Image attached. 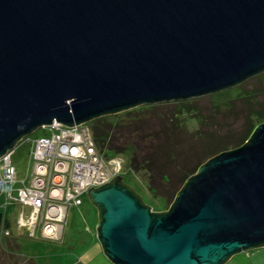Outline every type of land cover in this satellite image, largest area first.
Returning a JSON list of instances; mask_svg holds the SVG:
<instances>
[{
  "label": "water",
  "instance_id": "95a60500",
  "mask_svg": "<svg viewBox=\"0 0 264 264\" xmlns=\"http://www.w3.org/2000/svg\"><path fill=\"white\" fill-rule=\"evenodd\" d=\"M263 71L264 0H0V158L55 121L87 123ZM123 180L87 191L115 264H222L264 246V122L201 165L167 211Z\"/></svg>",
  "mask_w": 264,
  "mask_h": 264
},
{
  "label": "rangeland",
  "instance_id": "374dc122",
  "mask_svg": "<svg viewBox=\"0 0 264 264\" xmlns=\"http://www.w3.org/2000/svg\"><path fill=\"white\" fill-rule=\"evenodd\" d=\"M261 103H264V71L218 91L185 99L139 104L131 109L112 114L108 120L119 121L122 125V123L127 124L128 121L135 119L136 121L130 124L131 127H137L138 135L134 136L135 138L149 143L151 149L152 146L158 145L154 151L174 149V153L178 150L179 155L174 154V162L177 163L178 158V161L189 169L197 162H204L208 158L206 154L213 147L226 144L227 142L223 141L224 134L240 132L243 124L247 122V104L255 108ZM165 127L170 128L171 138L179 141L173 142L169 139L170 143H168V139H163L161 132L165 131ZM122 131L124 136L132 134L130 129H122ZM50 133L49 129L40 126L17 143L12 155L13 164L17 169V180L13 185H7L0 194V210L8 212L12 234L18 238L17 241L21 245L20 253L36 258L40 264H76L79 259L86 264L87 256L90 255L95 261L93 264H103L105 258L115 264L105 254L98 238L96 229L99 212L88 197L83 196L81 204L73 202L65 204V219L59 222L63 229L62 239L42 237L43 225L41 223L37 227L34 224L28 226L36 230L35 236H31L30 231L25 234L19 232L21 214L28 221L34 213L32 206L22 205L17 200L20 190L25 187V182H31L33 179L35 169L32 160V140ZM175 143L177 144L174 145ZM211 145L213 147H210ZM106 152L110 157L108 160H111L113 165V161H119L118 168L124 182L134 187L146 204L152 206L155 211L163 212L169 209L172 203H168L163 195H154L143 183L145 181L135 175L139 171L131 165L129 153L116 154L109 150ZM12 188L13 193H11ZM95 233L96 242L92 238ZM83 240L91 242L87 246L85 242V245L82 244ZM66 255H71L72 260L62 259ZM73 259L75 263L72 262ZM222 264H264V246L236 252Z\"/></svg>",
  "mask_w": 264,
  "mask_h": 264
},
{
  "label": "built area",
  "instance_id": "2783aa9c",
  "mask_svg": "<svg viewBox=\"0 0 264 264\" xmlns=\"http://www.w3.org/2000/svg\"><path fill=\"white\" fill-rule=\"evenodd\" d=\"M49 135L32 140L34 173L20 190L18 203L34 208L30 219L20 221V226L42 224V237L57 238L60 221L64 220L65 204H81L91 187L102 186L120 174L119 161L105 157L97 148L89 122L66 126L59 122L43 126ZM14 149L0 158V173L4 184L13 185L17 169L13 164ZM13 188L11 193H13ZM30 235L36 230L29 229ZM8 234L9 231H6Z\"/></svg>",
  "mask_w": 264,
  "mask_h": 264
},
{
  "label": "trees",
  "instance_id": "16d2710c",
  "mask_svg": "<svg viewBox=\"0 0 264 264\" xmlns=\"http://www.w3.org/2000/svg\"><path fill=\"white\" fill-rule=\"evenodd\" d=\"M247 105V122L243 124L240 132L235 134L232 132L224 134L223 141L227 143L215 148L211 145L210 147H213V149L206 154L208 156L206 160L222 152L243 145L250 138L257 125L264 122V103H261L259 107L255 108L251 107L249 104ZM112 114L116 113L106 114L89 121L93 122L90 125L94 133L98 150L105 155L106 158L109 157L106 152L107 150L113 151L116 154L129 153L131 165L135 170L139 171L135 175L145 181L143 183L154 195H163L167 198L168 203H173L177 193L181 190L186 180L194 175L206 160L200 163L197 162L194 167H188L189 169H187L184 167L185 165H182L178 161V158L177 163L174 162V154L177 153L179 155L178 150L174 153V149H168L166 151L159 149L154 151V148H157L158 145L156 146L153 144L155 146H152L153 148L151 149V145H148L149 143L134 137L138 135L136 133L137 127H131L130 124H133V122L136 121L135 119L128 121L127 124L122 123L121 125L119 121L108 120ZM122 129H130L132 134L124 136ZM164 129L165 131L161 132L163 133L162 137L163 139H168V143H170L169 139L173 142L178 140L171 138L169 135L170 128L165 127ZM176 144L177 143L174 145ZM164 163H167V165H164ZM121 174L122 173L119 175L122 176ZM84 197H88L87 193ZM7 215L8 212L3 209L0 210V264H40L36 258L28 257L20 253L21 245L17 241L18 238L14 237L12 234L11 221ZM6 231H9V233L7 234Z\"/></svg>",
  "mask_w": 264,
  "mask_h": 264
},
{
  "label": "crops",
  "instance_id": "0c3cea01",
  "mask_svg": "<svg viewBox=\"0 0 264 264\" xmlns=\"http://www.w3.org/2000/svg\"><path fill=\"white\" fill-rule=\"evenodd\" d=\"M26 218L23 216V214H21V216H20V219H19V221H24ZM65 219V218H64ZM20 223V222H19ZM20 227L21 228H25L24 230H20ZM29 227H27V226H19V232L20 233H26V232H29ZM62 226H60V225H58V229H57V234H56V237L57 238H52V239H62ZM97 231V230H96ZM94 240L93 241H95L96 242V233H95V235H93V237H92ZM47 239H50V238H47ZM71 241V240H70ZM83 243V245H85L86 243H87V246H88V243H90L91 241H82ZM84 242H85V244H84ZM90 255V254H89ZM62 259H65V261H70V260H72V258H71V255H66L65 257H62ZM60 262H62V261H60ZM72 262H74V259H73V261ZM72 262H70V263H72ZM95 261L92 259V257H91V255L90 256H87V262H86V264H93ZM63 263H65V262H63ZM75 263V262H74ZM67 264H69V263H67ZM76 264H85L81 259H79L78 260V262H76ZM103 264H112L107 258H105V260H103Z\"/></svg>",
  "mask_w": 264,
  "mask_h": 264
},
{
  "label": "flooded vegetation",
  "instance_id": "af4514ba",
  "mask_svg": "<svg viewBox=\"0 0 264 264\" xmlns=\"http://www.w3.org/2000/svg\"><path fill=\"white\" fill-rule=\"evenodd\" d=\"M24 229H25V228H21V227H20V230H21V231L24 230Z\"/></svg>",
  "mask_w": 264,
  "mask_h": 264
},
{
  "label": "bare ground",
  "instance_id": "6f19581e",
  "mask_svg": "<svg viewBox=\"0 0 264 264\" xmlns=\"http://www.w3.org/2000/svg\"><path fill=\"white\" fill-rule=\"evenodd\" d=\"M32 236V235H31ZM33 236H35V235H33Z\"/></svg>",
  "mask_w": 264,
  "mask_h": 264
}]
</instances>
